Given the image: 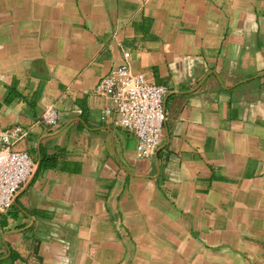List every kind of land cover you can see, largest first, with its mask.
I'll use <instances>...</instances> for the list:
<instances>
[{"label": "crops", "instance_id": "0c3cea01", "mask_svg": "<svg viewBox=\"0 0 264 264\" xmlns=\"http://www.w3.org/2000/svg\"><path fill=\"white\" fill-rule=\"evenodd\" d=\"M126 51L168 87L150 157L95 91ZM0 126L34 161L0 264H264V0H0Z\"/></svg>", "mask_w": 264, "mask_h": 264}, {"label": "built area", "instance_id": "2783aa9c", "mask_svg": "<svg viewBox=\"0 0 264 264\" xmlns=\"http://www.w3.org/2000/svg\"><path fill=\"white\" fill-rule=\"evenodd\" d=\"M129 58L130 52L126 51L125 60L99 80L95 91L107 100L102 113L114 115L116 124L137 138L140 157H150L159 148L168 117L164 104L168 87L135 70ZM39 119L55 126L60 113L54 105H48ZM25 134L21 126H0V212L11 209L17 192L34 170L30 153L14 148Z\"/></svg>", "mask_w": 264, "mask_h": 264}]
</instances>
